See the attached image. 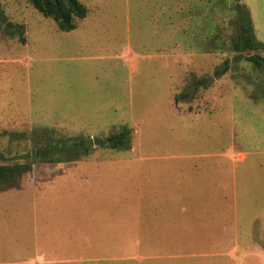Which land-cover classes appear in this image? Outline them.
<instances>
[{
	"label": "rangeland",
	"instance_id": "rangeland-1",
	"mask_svg": "<svg viewBox=\"0 0 264 264\" xmlns=\"http://www.w3.org/2000/svg\"><path fill=\"white\" fill-rule=\"evenodd\" d=\"M79 1L62 32L0 0V165L32 166L0 186V264H264V71L237 51L242 3ZM243 4L264 43V0ZM123 127L130 149L94 145ZM44 131L90 154L41 162Z\"/></svg>",
	"mask_w": 264,
	"mask_h": 264
},
{
	"label": "trees",
	"instance_id": "trees-1",
	"mask_svg": "<svg viewBox=\"0 0 264 264\" xmlns=\"http://www.w3.org/2000/svg\"><path fill=\"white\" fill-rule=\"evenodd\" d=\"M30 4L45 17L51 18L57 24V27L62 32H71L75 30V20H83L87 17V8L79 0H28ZM238 20V52H247V61L257 67L259 71H264V44L259 42L255 37V32L252 26L250 14L242 5L237 7ZM23 29L19 31L20 41L25 43L23 37ZM230 61L226 60L223 68L217 70V76H223L229 71ZM211 83L209 78L194 80L189 85L188 91H185L176 96L175 102L183 103L193 100L194 95L200 89H207ZM188 89V88H187ZM53 133L44 131L40 137L46 140L45 146L36 153L35 157L39 158L44 163H65L71 162L80 157H86L90 154L93 146L92 140L82 136L74 138L54 139ZM132 131L123 127L119 132L112 134L107 142L113 150H128L130 149ZM32 171L30 164L4 166L0 165V186L11 185L20 175Z\"/></svg>",
	"mask_w": 264,
	"mask_h": 264
},
{
	"label": "crops",
	"instance_id": "crops-1",
	"mask_svg": "<svg viewBox=\"0 0 264 264\" xmlns=\"http://www.w3.org/2000/svg\"><path fill=\"white\" fill-rule=\"evenodd\" d=\"M243 2H244V0H241L242 6L248 10V12H249V14H250V17H251V20H252L251 13H250L249 9L243 4ZM262 22H263V26H264V9H263V14H262ZM253 25H254V24H253V20H252V26H253ZM253 29H254V26H253ZM254 31H255V30H254ZM263 44H264V43H263ZM262 54H263V56H264V50H263Z\"/></svg>",
	"mask_w": 264,
	"mask_h": 264
},
{
	"label": "water",
	"instance_id": "water-1",
	"mask_svg": "<svg viewBox=\"0 0 264 264\" xmlns=\"http://www.w3.org/2000/svg\"><path fill=\"white\" fill-rule=\"evenodd\" d=\"M240 3H241V0L238 1V4H240ZM107 144H108V142L106 140H95V142H94L95 146L107 145Z\"/></svg>",
	"mask_w": 264,
	"mask_h": 264
}]
</instances>
